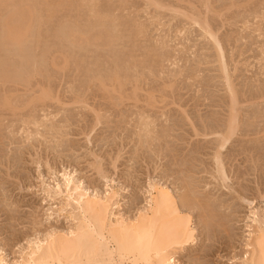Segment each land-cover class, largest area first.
<instances>
[{
    "label": "rangeland",
    "instance_id": "rangeland-1",
    "mask_svg": "<svg viewBox=\"0 0 264 264\" xmlns=\"http://www.w3.org/2000/svg\"><path fill=\"white\" fill-rule=\"evenodd\" d=\"M0 1V255L74 226L46 190L69 173L127 218L169 188L195 228L176 260L245 264L264 215V0ZM24 17L21 47L2 41Z\"/></svg>",
    "mask_w": 264,
    "mask_h": 264
},
{
    "label": "bare ground",
    "instance_id": "bare-ground-1",
    "mask_svg": "<svg viewBox=\"0 0 264 264\" xmlns=\"http://www.w3.org/2000/svg\"><path fill=\"white\" fill-rule=\"evenodd\" d=\"M13 7L12 9H15ZM19 15L21 16V14ZM24 19L14 21L15 19L8 18L2 24L4 25V37L1 40L5 39L9 44L12 43L13 45L23 44L21 41L29 33L27 32L28 26L31 24L27 22V19ZM19 45L16 47H21ZM113 76L116 77L115 74ZM110 79L116 84L121 80L119 77ZM118 84H121V82ZM104 87H106V84H104ZM5 105L8 106L9 104L5 103ZM233 119L231 121L235 122ZM234 129L232 128V123H230L226 137L223 138L222 142L220 141L222 143L220 144V151L225 143L229 141L230 135L235 132ZM216 159L219 166H221L222 161L220 162L219 154H217ZM219 172L224 175L222 166ZM61 177H63V183L58 182L56 187L48 185L46 190L50 196L63 195L66 204L61 210L65 211L67 207H70L69 217L75 222L74 226L68 231L54 230L49 234L47 232L46 236L43 235V239L39 238L37 240L36 238L35 241H29L21 261L14 264H181V262L176 260L177 250L183 249L195 241V228L192 226V221L188 215L181 213L178 202L169 188L153 185L152 190L148 191L150 198L147 204L143 206L134 218H127L120 213H114V210L119 208L118 202L114 201L117 194L100 195L96 192V194L90 193L88 189L82 188L80 181L77 182L71 174L63 173ZM254 223L257 226L252 230V235L250 234L251 240L248 243L250 254L249 257H246L245 264H264V215L261 217L255 215ZM0 264L10 263L0 255Z\"/></svg>",
    "mask_w": 264,
    "mask_h": 264
}]
</instances>
